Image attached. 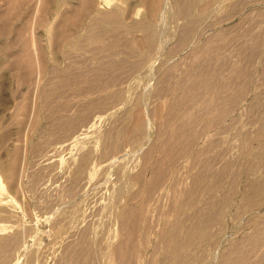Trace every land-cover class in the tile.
<instances>
[{"label":"bare ground","instance_id":"1","mask_svg":"<svg viewBox=\"0 0 264 264\" xmlns=\"http://www.w3.org/2000/svg\"><path fill=\"white\" fill-rule=\"evenodd\" d=\"M126 1L0 0V91L14 78L24 91L9 107L0 97V108H12L19 132L52 119L31 149L61 126L60 137L79 141L95 113L124 107L123 117L108 113L111 126L72 160L65 196L96 170L97 158L109 159L119 179L105 218L80 228L61 264H191L215 244L214 224L236 198L250 229L230 238L215 264H264V0ZM155 93L160 101L150 108ZM10 132L0 134V170L18 189L26 144L9 145ZM129 141L143 151L134 169L114 156ZM23 243L18 229H0V264H47L30 247L23 257Z\"/></svg>","mask_w":264,"mask_h":264},{"label":"rangeland","instance_id":"2","mask_svg":"<svg viewBox=\"0 0 264 264\" xmlns=\"http://www.w3.org/2000/svg\"><path fill=\"white\" fill-rule=\"evenodd\" d=\"M116 1L120 2L121 4L128 3L126 0H116ZM226 12L227 10H223L219 14L223 15ZM139 13L141 14V11ZM167 44H168L167 46L172 47L174 45V42L171 41ZM183 53L182 55L181 53H179V56L180 57L183 56L184 55ZM137 76L138 75H136L133 78L134 87L136 86L135 88L142 90L145 86L144 85L145 83L141 81L140 78ZM11 78H14V77L11 76ZM139 81H141L142 84L141 83L137 84ZM2 83H5V80L0 75V84ZM6 83L7 84H4L5 86L0 91V97L5 98L6 100L8 99L7 101V104H8L12 102V100H15L18 94L24 91L22 90V87H19L15 78L12 79L11 82L10 80H7ZM18 89L22 91L20 92V90L18 91ZM12 91L14 95L12 94ZM12 95L14 97H12ZM22 95L21 94L18 95L17 98H19V96L21 97ZM152 95H150L151 97H149V100H148V103L149 102L150 104L152 103V105H149L150 108H152L153 105L158 103V100L160 101V98H159L160 94L155 93L156 96H152ZM152 101H154V103ZM116 104H115V107H111V108L108 107L107 108L108 110L105 109L106 111L104 110V111L97 112L98 114L95 113L94 114L95 116L93 115L92 116L93 118L91 117L93 122L89 121L91 123L88 122L76 133V135L80 134V136L82 137L81 140L74 141L75 136L70 137L71 139L60 137L59 134L63 131V127L59 126L60 128L58 127L59 130H57V133L49 134L50 137L48 135L45 136L46 138L47 137L49 138L46 139L47 141L44 143L45 145L42 146L41 149L39 150L36 149L37 151L35 150V148L31 149L32 147L30 145L33 143H36L39 140L43 129L47 125L48 121L52 119H48V118L46 119V117H42L39 124L34 125V123L32 124L27 123L24 125L25 129L23 128V130L19 132L17 130L18 125L11 122V116L9 118V115H12L11 113L12 108L11 109L6 108V107H9L11 103L8 104V106L6 105L5 107L6 109L4 107L0 108V115H2L1 117L2 119L0 118V134L7 128V130L11 131L9 145L12 146L17 141H22V142H25L26 144L23 149V155H22V157L24 156L23 163H22V174H21L22 176L20 178L21 181H19L21 185L19 184L20 187H18V189L13 188L12 183L6 178V174H4L0 170V199H1L0 205L2 207L4 206L5 207V208L3 207L4 209L8 208L6 209L8 211L6 210L3 211L7 216L5 219L0 220V229L7 228L13 231H15V229H18L20 233H22L23 241L25 244L23 243V246L19 250V253L22 254L23 257L26 254L25 250L27 248L29 249L30 247L38 251L37 257L41 259V257L43 256L42 259H44L47 262V264H57V263L61 264V259L66 254L65 247L63 248V246L67 247V244L70 243L71 240L72 242L73 241L75 242V240L77 242L78 240L82 238L83 229H80V228H83L87 225H93V224L97 226L100 224L98 221L101 222L105 218L104 205L109 200V197L113 190L112 187H114V184H117L118 182L117 179H119L118 178L119 175L116 174L118 173V171L115 170L116 168L108 164L107 161L109 159L103 160L102 158H97V160L95 161V165H93V167H95L96 170H94L89 176L85 178L86 181H83L85 183L82 182V185L84 184L83 186L80 185L76 188L79 191L78 190L76 191V189L74 190L76 192V193L73 192L74 195L72 193V195L66 194L65 196L64 194L61 193L62 192L61 190L64 189L67 186V184L70 183L69 177H70V172H71L72 160L77 156L79 147L82 145L89 146L91 144H95L96 136L98 135V133L101 130H104L105 127L107 128L108 126L109 127L111 126V122L109 119V114H110L109 112H113V111L118 112L119 110V112L118 113L116 112V113L119 116L122 115L120 117H123L124 107L122 103H118L119 105L118 104L116 105ZM121 105H122V108H121ZM100 114L102 115V119L98 120L97 118L100 116ZM103 115L105 119L103 118ZM7 117L9 119H7ZM3 121L5 122V124L2 127ZM52 136L54 137L57 136L56 137L57 140L53 141L52 139H56V138H51ZM153 138H154V135H153ZM134 146L135 145L134 144L132 145L130 141L125 142L124 147H123V152H121L122 151L121 150L120 152H118L119 155L116 156V154L118 153L114 155L115 157L120 159L119 160L120 162L125 163V165H127L128 168H133V169L137 168L140 165L142 161V152H143L140 147L136 148V146L135 147ZM34 150L35 152H33ZM4 153L5 151H2L1 155H3ZM125 154L127 155V157L123 159L126 156ZM4 156H6V154H4ZM126 160L127 161L129 160V161L127 162ZM102 161H104L103 164H102ZM125 161L127 162V164ZM104 164L108 166H104ZM108 167L109 169L113 167V169L111 168L112 170L110 169L109 171ZM37 172L41 173V175L43 176L40 180H38V183L36 185L34 182H36L35 175L37 174ZM149 173L150 172H148V175H150ZM31 186H33L34 188ZM81 186L82 188H80ZM104 201L106 202L104 203ZM234 202L232 205L227 207V213L225 215L227 217L224 216V218H222L223 220L221 219V221L214 224L213 229L215 231L214 230L213 231L217 234V240L215 244L214 245L208 244L207 245L208 247L207 248L204 247L203 250H201V247L203 246L198 245L199 247L197 248V251L201 250V252L199 251L197 253L198 254L197 257L199 256L200 257L199 259L196 257L194 260L197 261L198 259L199 261L194 262L193 260L192 263L207 264L208 262H211V264H215L216 259H218L217 257H219V255L222 254L225 251V249H227L228 246L230 245L229 243L230 240L240 239L243 235L245 236L247 231H249L248 229L250 228H248V226L243 227V223L245 221L246 222L244 224L247 225V220H249L248 219L249 214L241 215V217L244 216L242 217V219L238 218V215H237L239 214L238 209H240V206H241L240 198H236V201ZM101 204L103 205L101 206ZM236 207H238L237 210H236ZM259 212L264 213V207L261 208ZM221 222H222V225L220 224ZM224 223L226 224V226ZM116 226L117 227L121 226L119 220L118 222H116ZM216 230H219V231H216ZM151 232L149 234V240L151 241L149 246L153 242L156 241V236H155L156 234L154 232L152 233ZM79 233L81 234L79 235ZM223 235L224 237H222ZM218 241H220V243ZM217 244L219 248L216 246ZM61 247L65 251L61 249ZM216 248H218V250ZM160 249L161 247H158L157 254L163 257L162 249L161 250ZM148 250L151 253L154 250L153 246L149 247L147 251ZM61 252L63 254H61ZM149 252H147V255H150ZM205 252H207V254L203 256ZM211 252L213 254H211ZM200 258H203V259L200 260ZM183 263L184 262H182V264ZM146 264H148V261H146ZM184 264H186V262Z\"/></svg>","mask_w":264,"mask_h":264}]
</instances>
